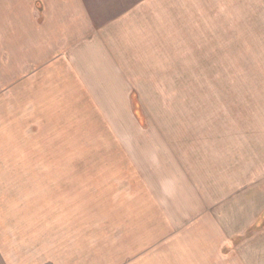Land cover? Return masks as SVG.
<instances>
[{"label": "rangeland", "instance_id": "rangeland-1", "mask_svg": "<svg viewBox=\"0 0 264 264\" xmlns=\"http://www.w3.org/2000/svg\"><path fill=\"white\" fill-rule=\"evenodd\" d=\"M152 1L150 10H160ZM88 2L108 17L134 0ZM168 12L170 65L139 68L153 70L157 82L133 83L121 100V126L131 130L121 142L89 139L72 148L73 162L57 158L56 178L34 183L27 167L11 173L12 194L3 191L6 182L0 188L5 216L30 222L26 251L35 256L40 245L41 264H180L189 253L224 264L263 228L264 213L243 231L226 220L230 195L249 196L250 209L264 186V0H168ZM85 118L90 127L102 120ZM180 164L188 176L183 194ZM205 218L216 221L213 238ZM205 238L209 250H202Z\"/></svg>", "mask_w": 264, "mask_h": 264}, {"label": "crops", "instance_id": "crops-1", "mask_svg": "<svg viewBox=\"0 0 264 264\" xmlns=\"http://www.w3.org/2000/svg\"><path fill=\"white\" fill-rule=\"evenodd\" d=\"M152 2L134 0L127 9L107 17L98 15L88 0H0V188L5 182L9 185L4 192L15 191L14 179L9 182L13 172L24 175L29 167L34 183L42 175L56 178L57 158L73 162L72 148L88 146L93 138L121 142L122 131H131L120 123L121 111L126 109L121 100L131 97L133 83L157 82L153 70L139 68L170 65L168 0H155L160 6L155 11L150 10ZM174 34V42H180L179 30ZM89 113L102 117L93 120L94 127L85 118ZM46 163L48 172L42 171ZM183 166L180 194L188 177ZM191 189L196 194L195 187ZM16 190L26 193L24 188ZM256 194L250 204L252 213L243 204V197L250 201L249 196L240 192L233 201L230 195L231 219L226 222L243 231L259 219L264 213V186ZM5 206L0 194V264H41L40 245L35 256H30L34 253L30 248L26 251L24 227L30 222L8 219ZM233 211L239 217L233 218ZM205 221L208 233L213 229V238L216 221ZM205 240L202 250H209ZM226 255L224 264H264V226ZM184 260L216 264V255H180V264Z\"/></svg>", "mask_w": 264, "mask_h": 264}]
</instances>
